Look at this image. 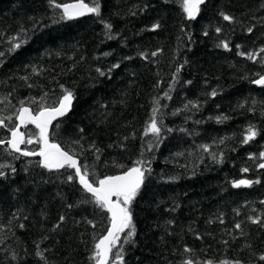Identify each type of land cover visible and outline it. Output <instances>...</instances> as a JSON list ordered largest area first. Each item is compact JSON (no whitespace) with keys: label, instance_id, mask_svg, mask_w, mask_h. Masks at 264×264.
I'll return each mask as SVG.
<instances>
[{"label":"trees","instance_id":"16d2710c","mask_svg":"<svg viewBox=\"0 0 264 264\" xmlns=\"http://www.w3.org/2000/svg\"><path fill=\"white\" fill-rule=\"evenodd\" d=\"M100 4V15L61 19L62 9L49 0H0V116L19 123L20 101L37 109L43 97L52 106L69 89L72 111L49 139L87 164L90 179L151 161L145 165L151 175L131 204L135 236L122 245L123 264H264V170L258 167L264 163V87L252 82L264 75V63L239 55L264 47V0H207L195 19L183 0ZM155 24L160 27L152 30ZM21 36L27 43L9 54V42ZM154 107L164 131L149 151L156 139L144 131ZM250 125L258 135L244 143ZM23 133L33 143L22 148L39 151V131L28 125ZM9 135L0 129V138ZM39 161L15 159L7 145L0 147V163L16 169L5 168L8 175L0 178V264H96L90 257L107 234L110 213L78 178L67 180L73 169L48 170ZM242 179L261 182L232 186ZM110 264L121 262L111 258Z\"/></svg>","mask_w":264,"mask_h":264},{"label":"snow or ice","instance_id":"6c2138e0","mask_svg":"<svg viewBox=\"0 0 264 264\" xmlns=\"http://www.w3.org/2000/svg\"><path fill=\"white\" fill-rule=\"evenodd\" d=\"M89 4L85 3V0H76L75 3H57L56 0H49V3L55 8L62 9L63 15L61 19H74L79 16H83L86 13H92L95 15L101 14V4L100 0H89ZM206 0H183V9L187 14L189 19H195L200 12V6L205 4ZM225 21H233L234 18L230 15L221 13ZM105 27L111 30L112 25L106 24ZM159 24L153 25V29H158ZM252 28H248V32H252ZM221 29L217 28L216 32H220ZM207 35V33H205ZM111 38V37H109ZM10 47L8 49L9 54L16 52L24 44L27 43V38L24 36L14 37L12 41L9 42ZM222 47L225 49L229 48L227 42H223ZM264 53V47L259 49V52H240L239 55L247 56L249 60L255 62L256 58L260 57V62L264 63V56L260 55ZM5 53L0 51V58L4 57ZM157 55L156 52L152 53V56ZM3 61L0 60V64ZM119 64H115L112 68H119ZM183 67V65H181ZM112 68L109 69V72L112 71ZM101 76L105 75L103 71L97 69ZM179 72V69H177ZM259 75V74H257ZM27 80V77H23ZM256 85L264 86V75H259L258 79L252 81ZM191 83V81H188ZM63 87V86H62ZM170 99L169 94L166 92L164 94ZM213 97L217 95V92L213 91L211 93ZM73 92L69 89H64V94L58 101L56 105L45 106L43 102L44 98L41 97V102L37 109H32L31 107H26V101H20L21 107L17 109L16 120L19 123H13V117L11 115L4 117L0 116V129L6 130L10 135L7 138H0V147L7 145V151L10 156H14L15 159H19L20 156L30 157V156H40L42 159L39 161V166L48 170H61V169H73L74 174L67 176L68 181H73L78 178V183L82 186L86 193L91 194L94 198L93 202L99 207L102 211L106 210L111 214L110 216V227L107 229V234L102 236L98 242L94 245V253L90 259L96 261V264H109L110 257L115 260H119L123 264V244L133 243V237L135 236V225L133 222V215L131 211L132 201L137 197L140 190L142 189L145 180L148 175H151V168L146 167L145 165H150L151 161L137 160L134 162V165L131 168H127L120 175L114 176H105L103 179H90L88 176V165L81 164L76 158L75 154H70V151L63 150L59 144L49 142V133L48 129L52 125L53 120L57 117H62L66 115L71 109V102L73 100ZM37 103L35 99L32 101ZM159 104V101L156 102ZM187 107V105L185 106ZM159 107H154L152 110V117L150 118L148 125L145 128L144 134L147 136L149 133L156 139V144L149 143L148 150L151 151L154 146H158L159 142L162 141V132L164 131L162 121H158L157 114L159 113ZM228 117H217V120H225ZM29 124L35 125L39 129L38 139L36 140L37 144L42 143V147L39 151H29L26 148H22L21 145L32 144L33 140L29 138L25 139V134L20 131V127H27ZM59 125H56L58 127ZM82 131V130H81ZM167 131H172L167 129ZM258 135V132L254 125H250L246 130V135L244 137V143H248L253 140ZM94 147V145H93ZM205 150L208 149V145L202 146ZM99 152V149H96ZM18 153L19 155H14ZM143 155V153L141 154ZM222 156V154H221ZM260 157L264 158V152L260 153ZM212 158L221 162L216 154H212ZM255 159V157H250ZM120 167H123L122 165ZM260 169H264V163L258 165ZM5 168L10 169L12 173H15L16 169L12 165L0 163V178L7 177L8 173L4 171ZM242 171L245 173L249 169L245 168ZM147 173V175H146ZM261 181L242 179L232 182V186L239 188L241 186L251 187L253 184H259ZM116 197L115 200L112 198ZM71 207V205H69ZM253 223H261L259 219L250 218ZM61 222L64 220V217H60ZM92 224V221H89ZM23 228V224L20 225ZM56 227H59L57 225ZM93 227L95 225L93 224ZM236 229H240L241 225L237 223L235 225ZM121 233H124L123 241L121 242L120 236ZM120 243L121 247L117 249L115 253L112 252V249ZM185 252H191V249L185 248ZM42 259L43 253L38 252ZM15 258V255L14 257ZM261 260H264V256L260 257ZM185 264H193L191 260L185 261ZM208 264H212L211 261ZM234 264H241L240 261H235Z\"/></svg>","mask_w":264,"mask_h":264},{"label":"water","instance_id":"95a60500","mask_svg":"<svg viewBox=\"0 0 264 264\" xmlns=\"http://www.w3.org/2000/svg\"><path fill=\"white\" fill-rule=\"evenodd\" d=\"M207 1V0H206ZM71 4V3H70ZM204 5V4H203ZM203 5H201L200 6V8L203 6ZM90 13H86L85 15H83V16H79V17H76V18H85L86 16H88ZM75 19V18H74ZM257 86H259V87H264V86H260V85H257ZM73 104H74V101L72 100V102H71V109H70V111L66 114V115H64V116H62V117H57L55 120H53V122H52V125L49 127V129H48V133H50V131H51V129H52V127L57 123V122H59L60 120H62V119H64L66 116H68L70 113H71V111H72V108H73ZM31 125V124H30ZM33 127H35V125H32ZM23 128H24V126H21L20 127V131L21 132H23ZM36 128V127H35ZM37 129V128H36ZM38 131H39V129H37ZM26 139V138H25ZM49 142L50 143H53V142H51L50 141V139H49ZM43 145H42V143H41V147H42ZM21 147H23V145H21ZM18 154V153H17ZM22 156V155H21ZM23 157H25V156H23ZM26 158H30V159H39V160H41L42 159V157H40V156H38V155H36V156H30V157H26ZM62 170V169H61ZM264 170V169H263ZM55 171H57V170H55ZM60 171V170H59ZM82 187V186H81ZM89 194V193H88ZM91 195V194H90ZM113 200H115L116 199V197H113L112 198ZM110 216H111V214H110ZM110 260H111V257H110V259H109V264H110Z\"/></svg>","mask_w":264,"mask_h":264},{"label":"bare ground","instance_id":"6f19581e","mask_svg":"<svg viewBox=\"0 0 264 264\" xmlns=\"http://www.w3.org/2000/svg\"><path fill=\"white\" fill-rule=\"evenodd\" d=\"M207 2V1H206Z\"/></svg>","mask_w":264,"mask_h":264}]
</instances>
